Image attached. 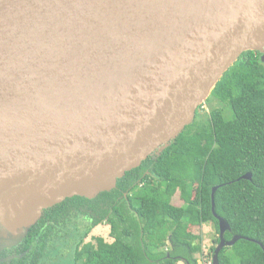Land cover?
Listing matches in <instances>:
<instances>
[{"label":"water","instance_id":"water-1","mask_svg":"<svg viewBox=\"0 0 264 264\" xmlns=\"http://www.w3.org/2000/svg\"><path fill=\"white\" fill-rule=\"evenodd\" d=\"M250 51L264 0H0V253L169 147ZM217 190L213 264L241 239Z\"/></svg>","mask_w":264,"mask_h":264},{"label":"trees","instance_id":"trees-1","mask_svg":"<svg viewBox=\"0 0 264 264\" xmlns=\"http://www.w3.org/2000/svg\"><path fill=\"white\" fill-rule=\"evenodd\" d=\"M246 52L224 75L195 122L164 151L119 180L116 189L89 200L75 197L46 210L22 245L34 246L27 263L50 264L61 252L65 264H199L203 237L216 230L205 264L220 244L212 212L231 227L226 241L241 239L219 254L220 264H264V62ZM216 103L217 106L212 105ZM206 115L204 119L202 116ZM252 174V180L243 176ZM177 192L184 202L176 206ZM107 224L112 242H86ZM19 264V262H16Z\"/></svg>","mask_w":264,"mask_h":264},{"label":"rangeland","instance_id":"rangeland-1","mask_svg":"<svg viewBox=\"0 0 264 264\" xmlns=\"http://www.w3.org/2000/svg\"><path fill=\"white\" fill-rule=\"evenodd\" d=\"M212 106L215 107V106H217V104L214 103ZM210 110H211L210 105L205 104L203 107V110H201L200 114L208 115ZM206 115H203L202 117L205 119ZM173 203L176 206H182L184 204V202L180 198L179 192H177V194L175 195V197L173 199ZM192 231H194L196 234H201L203 237V244H202L203 253H202V255L198 256V259H199V264H205L204 258H206L210 252V248L213 245V237H215V235H216V230L212 224H209V225H205L201 228H193ZM109 235H110V227L107 224H104V225L99 226L98 228L94 229V231L89 235L86 242L95 243V238L102 237L106 240V242L111 243L112 240L109 237ZM67 256H68V253L61 252V253L57 254L54 258H51L50 264H64L60 260L65 261L63 259V257L67 258ZM65 264H70V261H66ZM182 264H184V263H182Z\"/></svg>","mask_w":264,"mask_h":264},{"label":"flooded vegetation","instance_id":"flooded-vegetation-1","mask_svg":"<svg viewBox=\"0 0 264 264\" xmlns=\"http://www.w3.org/2000/svg\"><path fill=\"white\" fill-rule=\"evenodd\" d=\"M22 244L13 249H7L0 253V264H17L16 262H19V264H35L32 262H26V257L32 254L34 246L31 245L29 248H27Z\"/></svg>","mask_w":264,"mask_h":264},{"label":"clouds","instance_id":"clouds-1","mask_svg":"<svg viewBox=\"0 0 264 264\" xmlns=\"http://www.w3.org/2000/svg\"><path fill=\"white\" fill-rule=\"evenodd\" d=\"M207 103V102H206ZM205 105V104H204ZM204 105L202 107H204Z\"/></svg>","mask_w":264,"mask_h":264}]
</instances>
